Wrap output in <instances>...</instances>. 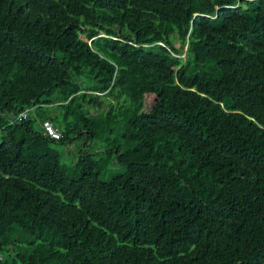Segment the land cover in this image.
<instances>
[{"label":"trees","instance_id":"1","mask_svg":"<svg viewBox=\"0 0 264 264\" xmlns=\"http://www.w3.org/2000/svg\"><path fill=\"white\" fill-rule=\"evenodd\" d=\"M0 264H264V0H0Z\"/></svg>","mask_w":264,"mask_h":264},{"label":"rangeland","instance_id":"2","mask_svg":"<svg viewBox=\"0 0 264 264\" xmlns=\"http://www.w3.org/2000/svg\"><path fill=\"white\" fill-rule=\"evenodd\" d=\"M175 45H177L178 43L175 41L174 42ZM76 140H72L69 142H58L55 143L57 149L59 150V158L62 162L66 163V164H70L73 160L74 157L71 156L70 149L73 147V145L75 144ZM112 162H107L100 170L99 172V176L101 179H107L109 178L111 175L121 171L123 169V165L120 162H117L114 158L111 159Z\"/></svg>","mask_w":264,"mask_h":264},{"label":"built area","instance_id":"3","mask_svg":"<svg viewBox=\"0 0 264 264\" xmlns=\"http://www.w3.org/2000/svg\"><path fill=\"white\" fill-rule=\"evenodd\" d=\"M28 109L25 108L17 113L16 118L21 119L27 115ZM41 130L42 132L51 138H59L60 132L59 130L52 124V122L48 118H44L41 120Z\"/></svg>","mask_w":264,"mask_h":264}]
</instances>
